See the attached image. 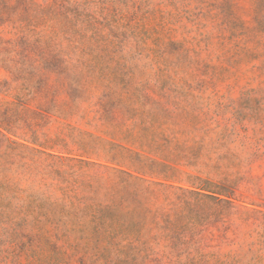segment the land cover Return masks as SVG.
Segmentation results:
<instances>
[{"label": "rangeland", "instance_id": "374dc122", "mask_svg": "<svg viewBox=\"0 0 264 264\" xmlns=\"http://www.w3.org/2000/svg\"><path fill=\"white\" fill-rule=\"evenodd\" d=\"M21 96L50 110L47 139L114 143L166 168L142 175L0 127L25 145L0 136V264H264L244 247H264V0H0V103ZM189 176L228 184L256 212L176 248L130 225L143 212L129 215V191L191 200ZM137 232L159 237V254L132 250Z\"/></svg>", "mask_w": 264, "mask_h": 264}, {"label": "trees", "instance_id": "16d2710c", "mask_svg": "<svg viewBox=\"0 0 264 264\" xmlns=\"http://www.w3.org/2000/svg\"><path fill=\"white\" fill-rule=\"evenodd\" d=\"M38 90L43 89L45 82L39 81ZM14 102L0 103V127L3 130L18 137L20 135L26 141L37 144L42 148H54L60 147L64 150L70 149L71 146L77 147L83 151L84 154H99L104 151L106 155L110 156L112 162L118 164H128L131 168L139 174L146 175L159 172V167L166 166L163 163L158 162L155 159L143 157L142 155L135 153L130 155V150L124 146L112 143L109 150H106L97 141H86L82 136L80 139L72 138V142H69L67 138L57 136L55 139L48 137L47 127L49 125V109L38 108L37 110H30L29 105L32 98L27 96H21L15 98ZM119 101L101 102L100 105L105 111V115L112 116L114 108L119 104ZM109 109V110H108ZM0 136L6 138L7 141L14 145L25 146L22 143H18L15 140L6 137L0 131ZM46 138L41 142L40 140ZM129 153V155H128ZM175 170V169H174ZM176 171V170H175ZM163 173V172H160ZM129 177H133L131 174L126 173ZM165 179L172 180L175 176H163ZM188 183L192 185L191 189L179 190L190 196L191 200L177 197L175 200H170L168 197L164 198V201L160 202L158 199L159 193L156 190H151L148 187L144 188L143 194L138 193L137 190H131L128 192V196L131 197L132 207H128L131 210L129 215L133 217L136 210L143 212V217L137 219L134 223L130 222L131 226H139L147 224L152 225L160 229L166 239H171L174 247L179 245H186L187 242H194V237L200 235L199 232L205 224L213 222H221L223 219H229L233 215L242 213L246 216L254 214L256 211H250L245 206L238 204V201L234 198L235 190L233 187L226 183H214L210 180H201L198 177L189 176ZM162 186L160 184H157ZM163 187V186H162ZM148 196L152 197L153 201H148ZM156 197V198H155ZM202 205H209L212 212L207 213L205 216L201 214ZM243 210V211H242ZM199 230V231H198ZM230 230V226L226 227V231L220 236L221 238L228 239L227 233ZM171 233V234H170ZM135 242H142V235L140 232L136 234L132 233ZM157 236L150 237L141 243L140 248L135 247L137 254H159L156 253L151 245L152 242L159 241ZM232 244H236L235 241H231ZM159 244V243H157ZM244 244H242L243 246ZM247 248L246 254H264V247L262 244L250 243L244 245ZM199 249L193 248L186 250L182 254H193V251L200 253ZM232 254V253H230Z\"/></svg>", "mask_w": 264, "mask_h": 264}]
</instances>
